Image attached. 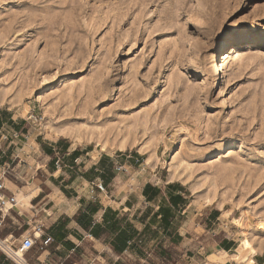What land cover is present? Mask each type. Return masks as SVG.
I'll list each match as a JSON object with an SVG mask.
<instances>
[{
    "label": "rangeland",
    "instance_id": "rangeland-1",
    "mask_svg": "<svg viewBox=\"0 0 264 264\" xmlns=\"http://www.w3.org/2000/svg\"><path fill=\"white\" fill-rule=\"evenodd\" d=\"M2 135L21 211L45 165L64 200L112 212L70 264H264V0H0ZM146 184L183 196L169 226ZM121 226L136 240L115 253Z\"/></svg>",
    "mask_w": 264,
    "mask_h": 264
},
{
    "label": "crops",
    "instance_id": "crops-1",
    "mask_svg": "<svg viewBox=\"0 0 264 264\" xmlns=\"http://www.w3.org/2000/svg\"><path fill=\"white\" fill-rule=\"evenodd\" d=\"M64 166L65 165L62 167ZM62 167H59V170H61ZM45 168L46 166L44 165L41 169L46 170L47 175L40 172L42 179L39 177L33 178L30 183L28 182L30 187L28 190H26L27 192H23L21 189H19L20 193L17 194L19 197H21L20 199H24L25 201V206L20 204L21 206H24L25 208H33L34 210L28 213H24L20 209L19 211H12L6 218L7 222L5 221V227L0 231V235L5 236L7 234H12L13 236L18 237L22 230L25 229V224L29 225L32 222L33 224H43L45 227V233L52 237V241L46 246H41L39 243L36 244L34 246L36 249H30L29 252H31V255L26 258L30 261L34 256L35 261H37L36 264H57L60 261L70 264V261L67 260V257L72 258V254L74 255L80 252V247H83L86 244V241L99 242L98 240H100L101 237H95L91 234V232L96 228L97 225H100L103 228L106 227L111 220H108L109 218H104L103 214L110 215L112 212L107 210L106 205H103L102 202L99 201L101 205H98L97 203H94L93 200H85L84 198H81L80 195L74 197L71 201L66 197V200H64L62 197L64 195L61 196L57 193L56 189H59V187L54 184L50 178L54 174L55 170L51 169V171H49ZM30 169L31 170L29 172L25 173L24 178H29L30 175H36L39 168L32 170L31 166ZM6 186L14 193L16 190H14L13 187H18L12 183L10 176H7L6 178ZM145 186L142 189V194H140V197L142 199V203H144L143 211L146 214H148L149 211L154 214L158 212L160 207H171L172 211L169 198L173 193H177L176 191H172V187L170 188L168 185L170 191L168 192L169 194H167L157 186L160 189L159 193L155 196H149L144 194ZM22 188L25 189L26 186H22ZM155 201L156 205H152L151 202ZM93 207H96V209L92 210ZM119 208L122 210L128 209L126 208L125 200L117 202V206L112 207V211L115 215L120 213L119 210H117ZM156 216L160 219L161 213L159 212ZM159 222L162 223L160 220ZM170 223H172V220ZM121 228L123 227L121 226ZM117 232L118 230L115 232V234H117ZM141 232L142 231L137 232V235H139ZM135 240L136 236H133L130 240H128V242L131 241L132 246V243H135ZM107 244L108 245H106V248L112 251V247H109L111 246L110 243ZM130 247H126V249H124L122 252H127ZM61 248L66 250V254L64 255L65 257L61 258V256L57 255V257H53V255H55L53 252ZM243 248L248 249L250 253H253L250 248H246L245 246ZM210 250H212V253H210L208 256H211L215 252L216 254H218L220 251L226 252L230 250V244L227 241H215L214 243L210 244ZM257 252L258 250L255 253ZM34 253H36V255H34ZM1 257L2 256H0L1 263H3L2 260L10 261L5 257V255V258L2 257V260ZM80 262H82L80 259H76L73 263H71L81 264Z\"/></svg>",
    "mask_w": 264,
    "mask_h": 264
},
{
    "label": "built area",
    "instance_id": "built-area-1",
    "mask_svg": "<svg viewBox=\"0 0 264 264\" xmlns=\"http://www.w3.org/2000/svg\"><path fill=\"white\" fill-rule=\"evenodd\" d=\"M35 121L38 120L37 116L33 118ZM17 132L12 134V137H17ZM6 135H2L1 139H6ZM59 160L55 162L56 167L59 168ZM10 175V171L6 167V163L0 164V231L5 226V221L8 215L14 211L18 210V200L16 194L13 191H10L6 186V178ZM16 179V178H15ZM99 190L104 191L103 184H95ZM52 241V237L45 233V227L43 224L36 223L28 225L18 237L13 236L12 234H7L5 236L0 235V251L5 255L9 260L14 261L16 264H21L16 260V255L19 252L24 256L23 264H31L29 260L25 257L26 253L33 248L36 244L41 246H46ZM129 244L131 241L128 242ZM57 264H68L64 261H60ZM237 264V263H235Z\"/></svg>",
    "mask_w": 264,
    "mask_h": 264
},
{
    "label": "trees",
    "instance_id": "trees-1",
    "mask_svg": "<svg viewBox=\"0 0 264 264\" xmlns=\"http://www.w3.org/2000/svg\"><path fill=\"white\" fill-rule=\"evenodd\" d=\"M171 188L172 185H169ZM160 189L156 186H153L151 184H146L144 188V194L149 196H155L159 193ZM183 199V196L180 193H173L170 198V204L171 206L175 207L177 206L178 202ZM96 207H93L92 210H95ZM161 213L160 221L165 225V227L170 225V222L172 220V211L171 207H160L158 212L154 213V215H157L158 213ZM104 218H108L107 214H103ZM108 220H111L110 218ZM115 224L114 221H110V223L106 227H101L100 225H97L95 229L92 230L91 234L95 237H100L103 230H110L112 226ZM120 229V230H119ZM117 234H115V238L113 242L110 243L113 251L115 253H121L126 247H130L131 243H128V240L132 238V234L129 233L128 230L125 228H119Z\"/></svg>",
    "mask_w": 264,
    "mask_h": 264
},
{
    "label": "bare ground",
    "instance_id": "bare-ground-1",
    "mask_svg": "<svg viewBox=\"0 0 264 264\" xmlns=\"http://www.w3.org/2000/svg\"><path fill=\"white\" fill-rule=\"evenodd\" d=\"M222 55H223V57H222V62H221V64H220L221 66H223V64L225 63V61H226L227 58H228V55L226 54V52L222 53ZM120 146L122 147V144H121ZM150 158H151V156H149V157L146 159V162H149ZM18 203H19V201H18ZM242 243H243V245H244L246 248H250L251 251H252L253 253H255V252L257 251V249L251 245V242H250L249 240H247V239H243ZM15 258H16V260H17L19 263L23 264L22 261H23V259H24V256H22L19 252L17 253V255H16Z\"/></svg>",
    "mask_w": 264,
    "mask_h": 264
}]
</instances>
